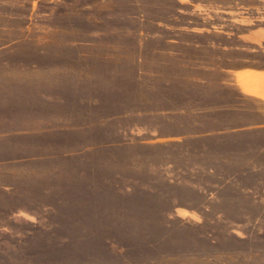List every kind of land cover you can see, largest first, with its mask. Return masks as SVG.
Listing matches in <instances>:
<instances>
[{
  "label": "rangeland",
  "instance_id": "rangeland-1",
  "mask_svg": "<svg viewBox=\"0 0 264 264\" xmlns=\"http://www.w3.org/2000/svg\"><path fill=\"white\" fill-rule=\"evenodd\" d=\"M0 264H264V0H0Z\"/></svg>",
  "mask_w": 264,
  "mask_h": 264
}]
</instances>
